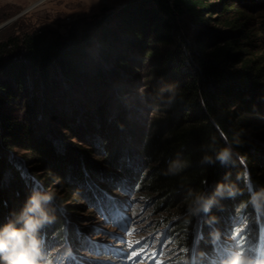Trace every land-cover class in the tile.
I'll return each mask as SVG.
<instances>
[{"label":"trees","instance_id":"1","mask_svg":"<svg viewBox=\"0 0 264 264\" xmlns=\"http://www.w3.org/2000/svg\"><path fill=\"white\" fill-rule=\"evenodd\" d=\"M76 98L93 106L83 119L70 109ZM79 129L90 147L63 140L64 130ZM227 146L243 163L216 160ZM219 183L238 194L190 215L189 189ZM118 188L138 189L175 218L171 237L183 254L174 264H209L238 212L256 240L264 209L250 191L264 188V0L254 8L251 0H135L80 37L33 34L0 45V226L34 189L52 193L45 241L56 234L77 248L82 206L71 197L97 206Z\"/></svg>","mask_w":264,"mask_h":264},{"label":"rangeland","instance_id":"2","mask_svg":"<svg viewBox=\"0 0 264 264\" xmlns=\"http://www.w3.org/2000/svg\"><path fill=\"white\" fill-rule=\"evenodd\" d=\"M132 1L135 0H0V45L11 39H22L33 34H42L49 40L66 39L71 35L80 37L101 16L112 14ZM257 5L258 0H251L253 8ZM210 24L214 25L211 22ZM12 50L14 58L23 57L22 47ZM74 103L69 108H79L76 112L82 119L93 110V106L82 102V99L76 98ZM83 131L85 132L84 129L77 132L64 130L63 140L66 143L78 140L81 146L90 147L94 139L85 136ZM13 153L17 160H23L20 149H14ZM102 185L103 182L99 181V186ZM54 190L53 188L50 192ZM107 197L112 202L109 209L111 220H106L97 206L88 204L83 198L71 197L69 203L82 206L77 210L82 217L78 223L81 246L71 247L65 237L51 235L45 250L53 264H133V260L139 262L142 259L143 253L129 259L131 251L143 247L145 243L156 252L155 259L161 260V264H174V260L182 256L183 251L178 250L171 237L174 230V223L171 222L176 221L175 218L170 221L165 213L158 214L155 203L148 200L141 191L136 188L132 191L118 188ZM239 215L240 212L236 214L229 237L219 240L218 252L210 261L211 264H218V261L231 255L226 250L222 253L221 249L232 244L238 231L243 240L249 234L245 219ZM128 232L132 235H127ZM84 238L95 242L98 245L97 250H89ZM129 241L133 245L131 249L127 247ZM137 241L140 243H136ZM247 243L246 240L245 249ZM250 252L255 253V250ZM144 264H154V260L145 259Z\"/></svg>","mask_w":264,"mask_h":264},{"label":"clouds","instance_id":"3","mask_svg":"<svg viewBox=\"0 0 264 264\" xmlns=\"http://www.w3.org/2000/svg\"><path fill=\"white\" fill-rule=\"evenodd\" d=\"M234 157L243 163V157L235 153L231 146H227L217 153L216 160L224 165L234 164ZM203 162L213 161L211 157L205 156ZM178 166L179 161L174 162L169 173H174ZM230 175L226 174V181L230 179ZM243 176L247 183V170ZM237 194L238 189L233 183H219L211 192L189 189L186 197L187 212L192 216L207 214L220 199L234 198ZM53 199L52 193L34 189L20 212L14 213L12 219L0 226V264H53L46 253V241L42 234L43 229L55 221V216L48 207ZM250 202L257 210L264 209V188L250 191ZM218 235L217 233V237ZM185 264L188 262L185 261ZM221 264H264V261L257 262L237 251L230 258L222 260Z\"/></svg>","mask_w":264,"mask_h":264},{"label":"snow or ice","instance_id":"4","mask_svg":"<svg viewBox=\"0 0 264 264\" xmlns=\"http://www.w3.org/2000/svg\"><path fill=\"white\" fill-rule=\"evenodd\" d=\"M103 195H104V201H100L99 198H98L97 208H98V211H100L101 214L105 216L106 220H111L112 217L110 215L109 209L112 207V202L108 200V197H107L106 193L103 194ZM127 235L130 236V235H132V233L128 232ZM84 243L88 244L89 250H92V251H96L97 250L98 245H96L95 242H91L90 238H84ZM136 243H140V242L137 241ZM244 244H245V241L241 238V233L238 231L236 233L235 238L233 239L232 244L230 246H228L226 249H221L222 253L225 250L231 253V255L227 256L224 259L230 258L237 251H239L241 254H243L245 256H250L251 252L244 248ZM248 244H249V248H252V247L255 246L251 242V240L248 241ZM127 247L130 248V249L133 247L131 241H129L127 243ZM141 253H143L142 259L139 262L133 260V264H144V260L145 259H149V258L154 260V264H161V260L155 259L156 258V252L149 248V244L148 243H145L143 245V247H141V248H138V249H135V250L131 251L130 256L128 258L132 259L133 257H136V256L140 255ZM73 259H75V258H73ZM224 259H222V260H224ZM222 260L218 261V264H221Z\"/></svg>","mask_w":264,"mask_h":264}]
</instances>
